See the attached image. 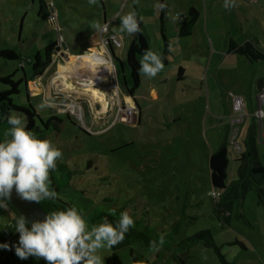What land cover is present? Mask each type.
Instances as JSON below:
<instances>
[{
	"label": "rangeland",
	"instance_id": "374dc122",
	"mask_svg": "<svg viewBox=\"0 0 264 264\" xmlns=\"http://www.w3.org/2000/svg\"><path fill=\"white\" fill-rule=\"evenodd\" d=\"M179 1L181 10L195 5L201 13L202 22L203 17L207 20L222 17L224 20L228 13L238 14L234 7L231 11L224 9V0H213L212 3L210 0H174V4L177 5ZM36 3L32 4V0H0V50L13 51L22 62L19 64L0 61V76L11 73L19 64L23 66L27 78L31 68L29 59L37 50L42 54L46 46L53 44L52 57L59 42L65 43L64 36L61 33L59 35L58 29H55L53 42L41 47L43 40L49 42L50 38L45 39L43 35L37 37L41 27L35 19ZM152 4L146 5L145 9L148 11ZM120 6H114L115 12H118ZM252 9L255 13L259 7L256 5ZM25 11L26 15L22 19ZM50 16L53 15H48L40 23L47 27L45 30L50 27ZM57 25L59 28V24ZM201 25L203 29V23ZM258 27L260 31L254 23L252 28L244 29L243 34L235 29L220 33L203 30L202 34H196L201 35L197 40H203V43L199 42L202 47L199 46L196 50L193 44L187 52L185 44L190 45L191 40L184 41L185 38L169 33L167 40L170 61L157 76L164 71H171L173 78L170 84L178 88L177 92L180 87L185 90L184 96L179 95V101H184L187 106L184 107L183 103L176 106L172 97L152 104L146 101L145 104L150 105L142 107L141 120L134 126L132 123L137 112L128 115L123 108L117 107L118 97L114 96L113 88L109 89V109L106 111L108 120L104 122V118L95 116L90 109L92 100L85 89L93 82H83L81 87L85 94L73 91L68 97L60 99L50 95L46 97V103L36 85L39 83L38 77L33 81L28 80V101L37 115L41 119L53 115L62 120L61 131L45 137L62 152V157L56 163L65 164L68 168L64 173H53V185L57 189L54 197L61 200L63 206H76L83 210L89 225L99 223L102 217H107L110 222L118 220L121 211H128L134 219V226L126 233L124 240L103 251L104 256L115 253L121 264H133L130 253L137 264H181L177 258L183 256H190L185 259L184 264H220L210 249L199 244L188 249L183 243L195 233L208 230L218 246H222L225 241L237 240L247 248V251H243L237 246H222L221 253L227 261L235 264H264V209L254 204L255 195L249 192L242 203L245 219L235 218L232 213L229 224L220 227L211 212L212 202L217 198L211 197L208 169L209 155L221 144L224 126H228L229 132V123L234 120L235 114L228 95L241 96L247 112L250 113L254 108L255 97L250 83L254 85L259 79L264 81V60L249 62L245 57L233 53L229 42L232 39L239 45L247 38L252 40L251 35L247 34L252 33L256 37V47L264 51V20L263 23H258ZM71 32L74 37H78L76 30L71 29ZM117 33L119 34L114 36L121 37V47H117L119 49H116L115 54L119 62L122 61V69L120 63H116L119 76L116 89L121 100L122 95L128 96L123 75L127 85H131L125 59V46L130 43L131 37L126 34L122 37L119 30ZM203 33L206 35L203 36ZM98 35L99 39L103 37L99 31ZM155 39L151 36L150 49L162 55V41ZM68 51L69 56L77 59L85 54L80 50L73 53L70 48ZM180 66L186 69L185 81L177 83L175 78ZM65 69L70 70L69 65L59 67L61 73ZM51 71H54V67H51L40 82L45 88H48L45 81ZM20 74L21 72L17 76ZM199 76L203 78V82L199 80ZM82 79L80 77L75 82H81ZM145 80L146 76L142 75V83ZM97 84L101 86L100 82ZM123 85L124 88L121 89ZM142 88L143 86L140 94L137 93L139 99L145 95ZM194 92L199 95L192 104L186 95L193 96ZM207 92L215 101L220 99L219 105L216 104V108H213L220 110L222 117L219 133L208 117L213 115L210 112L211 107L209 110L205 107ZM26 98L25 86L22 85L20 95L12 97V102L17 106L28 107ZM60 101L69 106L76 104L80 120L68 110L61 114L56 113L54 106ZM184 108L189 109L187 115ZM89 112L93 114V120L87 115ZM172 113L181 115L177 123L171 124L168 120ZM120 118L124 121H120ZM249 123L250 118H247L238 126V144L241 147V139ZM7 129L6 123L0 119V138L4 137ZM256 154L264 166V144H256ZM234 156L235 150L229 147L227 184L236 178L238 163L233 160ZM50 187L52 189L51 185ZM161 236L164 243L159 251L153 252L149 248V241L158 240Z\"/></svg>",
	"mask_w": 264,
	"mask_h": 264
},
{
	"label": "crops",
	"instance_id": "0c3cea01",
	"mask_svg": "<svg viewBox=\"0 0 264 264\" xmlns=\"http://www.w3.org/2000/svg\"><path fill=\"white\" fill-rule=\"evenodd\" d=\"M38 1L39 0H32V4L37 2L36 3L37 12L35 19L37 22H39L38 25H40L41 27L39 33L37 34V37L43 35L45 39L50 38V40H48L49 42H45V40H43L41 47L44 48L47 44L53 42L52 37H53V31L55 29H58L59 35L61 33L64 36V40L66 44V51L60 50L56 52L55 55H52L50 64L44 70L42 75L38 77L39 85L38 84L36 85L39 88V92H41L42 94L44 102H46V100L48 99L46 97H50V95H53L55 99H60V98L68 97L73 91L82 92L83 89L81 86H83L82 85L84 84L83 82H88V83L93 82L92 83L93 85L85 89L87 93H90L89 95L87 94L86 95L89 96L92 100L90 104L91 107L90 109L92 112L94 111L93 114L97 117L104 118L105 120L104 122H107L108 117L106 115L108 114L106 113V111H108L109 107L106 98L110 101V97L108 93H109V89L113 88L114 96L118 97V102L116 103L117 107L124 108L125 111L129 110L130 114L137 112V115L135 116V121L134 123H132V126H134L135 124L137 125L140 122L141 109L142 107H144V105L149 106L154 102H159L161 100L166 101V98L172 97L173 100H175L176 106L183 103V106L186 107L187 104H184V101L183 102L179 101V95L184 96L185 90L179 86L180 90L179 92H177L178 88L170 84V82L172 81L171 78H173L171 71L168 72L164 71V73L158 76L156 75L154 78L148 79L146 77V80L143 83H142V74L139 73L138 88L135 90L132 96L128 95L126 92L128 96L122 95L120 100V97L118 95V89H116V85H117L116 81L119 83L118 68L116 63H118L119 60L116 57L115 51L116 49H119L121 47V39H120L119 48H115L110 44H107L106 47L102 46V42L99 39L98 31L104 24L108 25L107 27L108 33L107 35L103 34L104 38H107L110 35L119 34L117 33L119 30L118 29L119 15H122L131 8H134L135 11L137 12L138 19L141 22L142 27L144 28V32L148 38L147 49H150L151 36L156 38L155 41L157 39H160L162 41L163 63L165 66H167L168 61H170L168 59L170 48L167 40L169 33L176 34V36L179 38H185L186 40L184 41L191 40L190 45L185 44V51L187 52L188 49H190L193 44L195 45L196 50H198L199 46L202 47V44H199V42L203 43V40L201 41L197 40V38L201 35H196V34H202L203 30H205V32L216 31L217 33H220V32H226L227 30L230 32L232 29L233 30L235 29L236 31H239L240 33L243 34L244 29L252 28V26H254V23L257 24V30L260 31L258 27V23L259 22L263 23L264 20V0H237V6H235L234 8H236L238 14L231 15L230 13H228L225 15L226 19L224 20L222 19V17L220 18L213 17V19H209V20H207L206 17L205 18L203 17V22L202 20H200L201 13L195 7V5H190L189 7H186L187 11L185 10V8L181 10L180 1L176 5V3L174 4V0H166L167 8L164 9L163 11L154 8L155 0H153V2L152 0H137L136 3H133V0H99L98 5H89L87 3V0H43L46 5V11H47L46 15L47 16L53 15L50 16L48 20L49 23L48 25L50 26L49 29L45 30L47 29V27L40 23H42V21L44 22L47 16L39 17ZM211 1L213 2V0H210V2ZM149 3H153V4L151 8H149L147 11L145 9V6L148 5ZM256 5L257 7H259V9L257 10V12L253 13L252 7ZM48 6L52 8L51 14L48 11ZM114 6L117 7L120 6V9L119 8L117 9L118 12H115ZM88 7H90L91 9H88ZM190 9H193L196 12V17L194 21L192 20L190 21V16L188 14ZM227 10L231 11L232 8ZM177 13L181 14L180 19L176 22H173L172 16L176 15ZM25 15H26V11L22 14L21 18L24 19L23 16ZM207 21L208 24L206 23ZM201 23H203V29ZM57 24H59L60 26L59 28ZM96 25H99V27H97ZM67 26L69 28H67ZM184 27L186 28L184 29ZM62 28H64L63 31ZM71 29L76 30V32L79 33L78 37H74V34L71 32ZM181 30L187 32L186 35H181ZM120 34L122 37L125 36V34L121 32ZM247 34L251 35L252 40H250V38H247V40L244 42H249L250 40V41H254L256 44V41L254 40L256 39V37L254 36V34L252 33H247ZM204 35L206 34L203 33V36ZM103 37L102 39H104ZM163 39H165V43L167 45L165 56H163L165 49V43ZM229 42L230 43L233 42L234 44L238 45L232 39H230ZM128 44L125 46L126 48ZM241 44H239V46ZM69 48L73 53L76 50H80L85 54L84 55L81 54L82 56L77 59V57L68 55ZM262 52L264 53V51ZM36 53L40 54V51L37 50ZM62 54H64V56L66 55V58L61 57ZM70 58L73 59L71 63L68 62ZM74 58H76V60H74ZM140 58H138V61L140 60ZM125 59H126V55H125ZM194 59L198 60V58H194ZM119 63H120L119 66L121 67L122 61ZM68 65L70 70L65 69L62 71V73L59 71V67H68ZM88 66L95 67L96 70L95 71L91 70V72L89 70L88 72H85L84 69ZM51 67H54V71L53 72L51 71V74L49 75L47 81H45L48 85V88H45L43 84L40 82L47 75V72L50 71ZM178 69L182 70L181 79L177 80L175 78V81L177 83L178 82L182 83L185 81L184 71L186 69L183 68L182 66L178 67L177 71ZM83 73L84 74L86 73L85 76L82 75ZM80 77H83L81 82H75L79 80ZM66 79H68L67 82ZM199 80L203 82V78H201L200 76H199ZM97 82H100L101 86L99 87L95 86L94 83L97 84ZM123 82L124 85H126V87L128 88L129 85H127L124 75H123ZM108 83H110V85H106ZM65 84L72 85V89L71 87L66 86ZM124 85L121 86L122 87L121 89L124 88ZM142 86H143L142 91L145 93V95L142 99H139L137 93L140 94L139 91ZM252 86L254 88V96H255L257 91L255 89L256 83L254 85L250 83V89L252 88ZM101 91L103 92L105 91V92L101 94ZM195 93L197 92H194L193 96L188 94L186 95L187 100L192 104L194 103L193 101L195 97L199 95L198 93L195 95ZM207 94H206L205 107H207L208 110L211 107L210 112L213 114L208 117L211 118L212 122L215 124L214 127H216V130H218L219 133L222 125V117L220 116V110H214V109L216 108V104L219 105L220 99L215 101L214 97L210 98L209 94L208 95ZM146 101H148L150 104H145ZM66 104L67 103L61 101L60 103L56 104L54 106V108L56 109V113H60V114L63 113L64 106ZM172 108H174V106H172ZM183 110L186 112L187 115L189 109L184 108ZM93 114L90 112L87 113L89 117L93 116ZM180 116L179 113H172L170 114L168 120L170 121L171 124L177 123V120H179ZM91 120H93L92 117ZM223 124H225V122H223ZM15 217L16 216L12 213V211L8 208V206L5 208H0V243H8L9 245V248L7 250L0 249V264H46V261L43 258L29 256L27 259L21 260L15 255L14 248L12 247V245L18 242V235H19L17 232L14 231ZM231 243H237L243 247L242 249L240 248L241 250L247 251V248L237 240L225 241L222 246H226V244L230 245ZM228 262L235 264L234 262L231 261Z\"/></svg>",
	"mask_w": 264,
	"mask_h": 264
},
{
	"label": "clouds",
	"instance_id": "9594fccd",
	"mask_svg": "<svg viewBox=\"0 0 264 264\" xmlns=\"http://www.w3.org/2000/svg\"><path fill=\"white\" fill-rule=\"evenodd\" d=\"M137 0H133L136 3ZM89 5H98L99 0H87ZM237 6V0H224L223 7ZM154 8L163 11L166 0H155ZM180 13L172 16L173 22L180 19ZM118 29L131 37L141 31L134 8L119 15ZM99 27V25H96ZM138 72L147 78H154L165 65L162 55L152 49H145L139 60ZM8 129L0 138V208L7 207V199L13 190L28 201L37 203L53 198L50 170L56 169V161L62 157L61 150L52 141L41 138L27 128L24 114L12 109L6 116ZM23 216L14 218V231L18 242L13 244L15 255L21 259L29 256L43 258L46 264H104L103 251L121 243L134 219L128 211H121L119 219L101 221L89 225L84 212L76 206L52 210L43 220L32 221L27 226ZM163 237L149 241V248L155 252L163 245ZM8 243H0V249L7 250ZM133 264H136L133 261Z\"/></svg>",
	"mask_w": 264,
	"mask_h": 264
},
{
	"label": "trees",
	"instance_id": "16d2710c",
	"mask_svg": "<svg viewBox=\"0 0 264 264\" xmlns=\"http://www.w3.org/2000/svg\"><path fill=\"white\" fill-rule=\"evenodd\" d=\"M46 12V5L44 1L39 0V17H46ZM188 14L190 16V21H194L196 12L193 9H190ZM139 26L141 31L134 36H131V41L126 50V63L131 80V85L127 88L126 92L130 96L133 95L139 86L138 57L141 56L143 51L148 48V38L140 21ZM185 28L186 27H184V29ZM183 30H181V35H186L187 32ZM163 41L165 43V39H163ZM230 45V50L233 53L245 57L249 62L255 63L258 60H264V53L256 47L254 41L244 42L240 46L234 44L233 42ZM52 50L53 44L46 46L42 54L36 53L32 55L29 59L31 68L30 74L27 78L23 70V66L19 65L22 63L20 62V57L11 50H0V61L5 63H19L18 66L11 71V73L5 76H0V116H6L9 109L24 114L28 121L26 127L33 130L41 138H45L53 132H60L62 120L58 116L51 115L47 117V119H41L37 115L35 109L28 101L27 84L28 80L33 81L35 78L40 77L44 70L48 67L51 62ZM166 50L167 45L165 43L163 56L166 55ZM19 72H21V74L17 76ZM181 73L182 70L178 69L176 74L177 80L181 79ZM22 85L25 86L28 107L17 106L12 102V97L20 95V88ZM1 120L7 125L6 120ZM227 138L228 126H225L221 144L216 151L209 155L208 158L209 182L212 192L219 194L218 198L212 202L211 212L220 227L229 224L232 213H234L235 218L239 217L241 219H245L242 212V203L245 196L249 192H253L255 195L254 204L264 209V166L261 165L256 154V144L258 142L256 140V124L254 119H250V123L245 129L244 137L241 139L243 148L242 153L239 156L235 155L233 157V160L238 163L236 178L228 184L226 183V171L230 146L228 145ZM67 170V166L62 163H56V169L50 170L51 186L54 192H56L57 189L53 185V173H64ZM38 204L45 213L52 210L66 208V206H63L58 200L52 198L43 200ZM9 209L17 217L15 212H13L11 208ZM183 243L187 245L188 249L196 244H199L206 249H210L220 264H232L225 259L224 255L221 253L222 246H218L213 241L211 233L208 230L195 233L193 236L187 238ZM230 245L237 246L241 249L243 248L237 243H231ZM230 245L226 244V246ZM129 255L132 263L135 261L137 264V261L134 259L132 254L130 253ZM188 258H190V256H183L177 258V260L181 264H184L186 262L185 259ZM104 264H121V262L115 253H111L105 257Z\"/></svg>",
	"mask_w": 264,
	"mask_h": 264
},
{
	"label": "built area",
	"instance_id": "2783aa9c",
	"mask_svg": "<svg viewBox=\"0 0 264 264\" xmlns=\"http://www.w3.org/2000/svg\"><path fill=\"white\" fill-rule=\"evenodd\" d=\"M51 19V18H50ZM108 25L104 24L100 29L99 33L102 36L103 34L108 33ZM120 39L121 37H117L114 35H110L107 38L100 39L102 42V46L106 47L107 44H110L111 46L117 48L120 47ZM233 107V112L235 114L234 120L229 123V132H228V138L227 142L228 145L235 150V155L239 156L242 153L243 148L239 146L238 144V138L240 135L238 126L242 125L247 118H252L255 121L256 124V140L258 143L264 144V84L261 86L259 90L256 91L255 99H254V108L250 111V113L247 112L246 104L244 103L243 99L241 97H236L231 94L228 95ZM75 106H64V112L69 111L71 115H74L76 119L80 120V113H77L78 106L74 104ZM76 109V111H75ZM123 111L125 114H130L129 110H126L123 108ZM120 121H124L123 118H120ZM219 194L216 192H211V197L213 199L218 198Z\"/></svg>",
	"mask_w": 264,
	"mask_h": 264
},
{
	"label": "water",
	"instance_id": "95a60500",
	"mask_svg": "<svg viewBox=\"0 0 264 264\" xmlns=\"http://www.w3.org/2000/svg\"><path fill=\"white\" fill-rule=\"evenodd\" d=\"M49 10V12L51 13L52 8L50 6ZM60 50L66 51V44L64 42H59V45L54 48L53 55H55L56 52ZM61 57L66 58V55L64 56V54H62ZM262 85L263 81L259 79L256 82L255 89L259 90ZM52 199H56L62 204L61 200L57 199L56 197H53ZM7 205L13 210V212H15L17 216H23L25 218V220L28 222L27 226H30L32 221L43 220L46 215V213L42 210L37 202L28 201L21 198L19 194L15 192L14 188L7 199Z\"/></svg>",
	"mask_w": 264,
	"mask_h": 264
},
{
	"label": "bare ground",
	"instance_id": "6f19581e",
	"mask_svg": "<svg viewBox=\"0 0 264 264\" xmlns=\"http://www.w3.org/2000/svg\"><path fill=\"white\" fill-rule=\"evenodd\" d=\"M74 60H76V58H74ZM72 61H73V59H72V60H70V59L68 60L69 63H71ZM84 70H85V72H88L89 70H90V72H91V70H94V71H95L96 68H95V67H90V66H88V67H86ZM84 70H83V71H84ZM65 85H66V84H65ZM92 85H93V84H92ZM94 85L97 86V87H99V85H97L96 83H94ZM66 86H69V87H71V89H72V85H68V84H67ZM104 92H105V91H104ZM104 92L101 91V94L104 93ZM108 98H109V97H108ZM106 100H107V102H108V99H107V98H106ZM104 101H105V100H104ZM126 102H127V101H126ZM128 103H129V102H128ZM77 108H78V107H77Z\"/></svg>",
	"mask_w": 264,
	"mask_h": 264
},
{
	"label": "flooded vegetation",
	"instance_id": "af4514ba",
	"mask_svg": "<svg viewBox=\"0 0 264 264\" xmlns=\"http://www.w3.org/2000/svg\"><path fill=\"white\" fill-rule=\"evenodd\" d=\"M70 60H72V58H70Z\"/></svg>",
	"mask_w": 264,
	"mask_h": 264
}]
</instances>
